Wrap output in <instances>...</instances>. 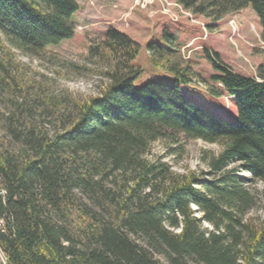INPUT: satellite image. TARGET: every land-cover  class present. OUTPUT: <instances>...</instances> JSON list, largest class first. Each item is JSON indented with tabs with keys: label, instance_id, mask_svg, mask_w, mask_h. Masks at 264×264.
<instances>
[{
	"label": "trees",
	"instance_id": "1",
	"mask_svg": "<svg viewBox=\"0 0 264 264\" xmlns=\"http://www.w3.org/2000/svg\"><path fill=\"white\" fill-rule=\"evenodd\" d=\"M177 2L214 22L251 6L264 40V0ZM79 9L78 0H0V250L7 264H264V219L249 216L258 203L249 180L264 181V65L247 76L205 50L218 70L204 79L206 90L232 97L237 120L185 99L181 84L193 68L173 34L147 51L152 65L174 73V84L135 87L140 45L112 26L89 45L90 57L106 65L98 95L26 80L1 36L41 54L74 35ZM197 139L221 147L205 151L208 171H176L150 156L156 142L173 155Z\"/></svg>",
	"mask_w": 264,
	"mask_h": 264
},
{
	"label": "rangeland",
	"instance_id": "2",
	"mask_svg": "<svg viewBox=\"0 0 264 264\" xmlns=\"http://www.w3.org/2000/svg\"><path fill=\"white\" fill-rule=\"evenodd\" d=\"M80 9L72 20L76 30L71 38L55 46H49L41 54L29 55L2 41L6 50L14 52V58L22 63L26 80L35 84L42 82L46 89H68L74 93L98 95L107 79L101 74L106 65L90 57L89 45L104 37L111 26L127 33L140 45L134 64L142 68L141 75L134 80L135 87H141L149 81L175 83L173 72L158 68L150 61L147 46L151 42L165 45L171 40V34L181 47L183 62H189L193 68L191 81L181 84L185 99L199 104L209 113L222 119L237 120L235 100L228 95H213L208 90L211 75L218 72L206 56V49L219 52L223 62L232 69L247 75L256 76V70L264 65V40L261 37L262 26L255 10L248 6L241 11L226 14L220 21L214 22L205 15H193L186 11L177 0H78ZM233 26V27H232ZM233 28V32L232 31ZM1 52H3L1 50ZM0 102V109H5ZM224 109V110H221ZM4 132L0 126V137ZM169 144L156 142L151 155L163 156L176 171L187 169L208 171L203 160L221 149L217 143L202 139L188 141L181 152L168 154ZM243 176L250 178L248 173ZM256 189L257 205L249 216L256 221L264 219V181L249 180ZM3 220H0L2 226ZM204 227L211 226L204 222ZM0 264H7L0 250Z\"/></svg>",
	"mask_w": 264,
	"mask_h": 264
}]
</instances>
